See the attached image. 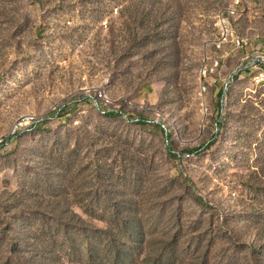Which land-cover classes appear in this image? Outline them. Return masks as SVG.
<instances>
[{
    "label": "rangeland",
    "instance_id": "obj_1",
    "mask_svg": "<svg viewBox=\"0 0 264 264\" xmlns=\"http://www.w3.org/2000/svg\"><path fill=\"white\" fill-rule=\"evenodd\" d=\"M1 140L0 264H264V0H0Z\"/></svg>",
    "mask_w": 264,
    "mask_h": 264
},
{
    "label": "trees",
    "instance_id": "obj_2",
    "mask_svg": "<svg viewBox=\"0 0 264 264\" xmlns=\"http://www.w3.org/2000/svg\"><path fill=\"white\" fill-rule=\"evenodd\" d=\"M74 218H77V221L80 222L74 221ZM55 219L60 224L67 221L62 216H55ZM69 219L68 221L73 222L75 227L80 228V224H83V219L77 214L72 213V217L70 215ZM117 219H115V228L107 224L106 227L97 231L99 236L108 238L103 248L99 249L93 242L87 241L86 256L82 259L81 264H170L171 260L168 258V252L163 251L165 247L161 248L159 257L156 258L155 262L151 260L150 248L148 250L147 247L145 248L147 246L146 233L142 229H138L141 223L140 219L125 218L124 222L122 221L123 225L118 217ZM115 231H117V234L114 233ZM63 234L69 240V243L72 242L68 229ZM116 237L119 238L120 243L116 242ZM24 242L26 241L24 240ZM138 245L140 248H138ZM45 249H48V247L44 245L40 250L44 251ZM36 252L40 253L38 249H35L34 253Z\"/></svg>",
    "mask_w": 264,
    "mask_h": 264
},
{
    "label": "bare ground",
    "instance_id": "obj_3",
    "mask_svg": "<svg viewBox=\"0 0 264 264\" xmlns=\"http://www.w3.org/2000/svg\"><path fill=\"white\" fill-rule=\"evenodd\" d=\"M218 47H219V49L221 48L220 45H219ZM218 66H219V63H216L214 66H211V67L208 69V71H207V68H205V69H204V72H203V73H204V77H206L208 73H209V74L214 73L215 70H217ZM0 142H3V141L1 140Z\"/></svg>",
    "mask_w": 264,
    "mask_h": 264
},
{
    "label": "built area",
    "instance_id": "obj_4",
    "mask_svg": "<svg viewBox=\"0 0 264 264\" xmlns=\"http://www.w3.org/2000/svg\"><path fill=\"white\" fill-rule=\"evenodd\" d=\"M33 124H36V121H28L26 124H24V126L23 127H25V126H27V125H33ZM22 129V127L19 129V130H21ZM15 137V136H14ZM13 137V138H14ZM6 144V142H0V147L1 146H4Z\"/></svg>",
    "mask_w": 264,
    "mask_h": 264
}]
</instances>
